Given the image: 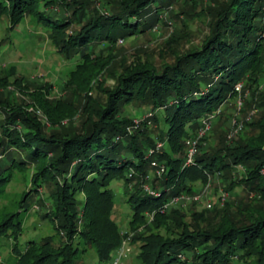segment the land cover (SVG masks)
<instances>
[{
	"label": "trees",
	"instance_id": "obj_1",
	"mask_svg": "<svg viewBox=\"0 0 264 264\" xmlns=\"http://www.w3.org/2000/svg\"><path fill=\"white\" fill-rule=\"evenodd\" d=\"M177 1L102 0L105 14L91 0H0V22L6 21L11 33L25 19L34 20L49 33L60 57L81 69L92 64L95 48L160 23ZM217 5L200 48L158 70L129 68L116 77V86L99 84L96 98L87 99L79 127L70 134L48 131L32 113L0 97V195L15 171L25 172L28 188L19 209L27 211L25 204L35 200L46 208L42 219L53 231L27 240L20 249V213H4L0 237L13 242V264H77L88 250L99 263H107L127 237L113 219V183H121L131 209L129 230H148L129 240V247L139 242L137 264H264V214L243 225L224 214L214 222L217 211L194 213L187 222L179 204L171 211L164 208L171 198L191 194L196 183L207 184L217 173L229 178L238 166L245 175L230 181L227 189L241 187L264 199V0H220ZM59 6L67 18L53 16ZM239 82L241 98L250 93L242 109H262L244 122L246 139L231 150L216 136L213 146H200L193 163L183 166L186 141L195 136L202 118L239 97L234 90ZM7 83L6 76L0 78V87ZM41 89V105L55 109L64 104L53 105L45 97L47 86ZM133 103L150 108L154 126L144 123L128 130L133 123L125 113ZM157 141L167 149L156 152ZM151 157L164 166L161 176L151 177ZM146 184L152 193L144 190Z\"/></svg>",
	"mask_w": 264,
	"mask_h": 264
},
{
	"label": "rangeland",
	"instance_id": "obj_2",
	"mask_svg": "<svg viewBox=\"0 0 264 264\" xmlns=\"http://www.w3.org/2000/svg\"><path fill=\"white\" fill-rule=\"evenodd\" d=\"M91 1L98 11L107 13L102 0ZM218 1L220 0H178L161 15L160 23H153L154 25L138 35L118 39L113 45L103 44L95 48L94 52L90 53L92 64L81 69H75L74 64L60 57L49 39V33L34 20L25 19L11 33L6 31L8 26L6 21L0 22V78L6 76L8 79V83L0 87V97L8 98L11 106L22 108L28 114L32 113L36 117L35 120L40 121L48 131H57L63 135L70 134L79 127L80 109L86 105L87 99L96 98V86L99 84L100 88L106 85L116 86V77L129 68L144 65L153 66L158 70L172 63L177 56L200 48L209 34L208 23L212 12L218 8ZM52 12L57 18L69 16L63 6L54 8ZM71 31L70 35H74V27ZM72 72L74 76L71 75ZM44 85L49 91L45 96L48 101L53 105L58 101L64 104L57 105L55 109L49 104V107L41 105L40 103L44 102L42 96L45 95V90L41 89ZM40 89L43 93H39ZM237 99L235 97L223 103L216 114L210 115L212 130L199 141L198 152L213 146L216 143V136L220 137L224 147L231 150L239 141L246 139L247 128L244 122L260 114L262 109L252 105L237 110ZM249 99V92L242 95L243 102ZM70 106L72 109L69 108ZM149 109L143 103H133L126 109L125 115L129 116L133 123V129L128 128L130 132L144 127V123H147V126H154L151 116L146 117ZM238 124L244 125L241 132L236 131ZM162 148L167 149L166 144L157 141L156 152L161 151ZM151 154L152 151L146 157L149 158ZM150 175L155 176V171L150 172ZM244 175V168L238 166L229 178L217 173L209 177L207 184L196 183L191 194L179 196L183 197V201L179 204L181 208L179 212L186 215L184 219L187 222H192L191 216L194 213L211 214L214 211L218 212L214 216V222H219L223 214L238 225L250 222L255 216L264 214L262 196L241 187L235 191L227 189L230 181L235 182ZM261 176L264 180V169L261 170ZM27 184L28 175L25 172L15 171L0 195V218L7 212L20 213L23 225L18 243L20 249H24L27 240H39L53 234L51 224L42 219V215L47 211L46 208L34 200L27 202L28 205L25 204L27 211L19 209L22 193L28 188ZM112 186L115 194L113 219L122 234L127 233V237L130 238L136 234H147L148 230H145V227H139L136 232L129 230L131 209L124 201L122 185L113 183ZM138 244L139 242L130 246V250L121 258L120 264H137ZM12 246L11 240L0 237V263H14ZM111 259L102 264H113L114 261ZM77 264L101 263L95 252L88 250L78 259Z\"/></svg>",
	"mask_w": 264,
	"mask_h": 264
},
{
	"label": "built area",
	"instance_id": "obj_3",
	"mask_svg": "<svg viewBox=\"0 0 264 264\" xmlns=\"http://www.w3.org/2000/svg\"><path fill=\"white\" fill-rule=\"evenodd\" d=\"M235 92H237L238 95L241 94L242 91V83L239 82L235 85L234 87ZM243 106V101L242 98L239 96L238 99L236 100V108L237 110H241ZM147 116H151V113H148L146 115ZM212 116H208L206 119H202L201 120V124L195 134V137L190 138L186 141V151H185V155H184V163L183 166H190L193 161L194 158L196 156V154L198 153V145H199V141L207 134H209L212 125H211V118ZM247 121H250V119H247ZM243 129V125L242 124H238L236 125V131L237 132H241ZM151 166L154 168V171L156 173L157 176H161V174L164 172V166L163 165H159L155 160H152L151 162ZM144 190L152 193V189L150 187V185L146 184L144 186ZM181 201H183V197H173L170 199V201L165 205L164 208H169L171 206H175L181 203ZM129 240H130V236L126 237L123 241L122 244L120 245V247L118 248L117 252L112 256V261L113 264H120L121 258L123 256L126 255V253L130 250L129 247Z\"/></svg>",
	"mask_w": 264,
	"mask_h": 264
}]
</instances>
